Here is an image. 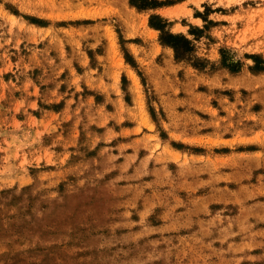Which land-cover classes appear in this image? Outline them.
<instances>
[{
  "label": "rangeland",
  "instance_id": "1",
  "mask_svg": "<svg viewBox=\"0 0 264 264\" xmlns=\"http://www.w3.org/2000/svg\"><path fill=\"white\" fill-rule=\"evenodd\" d=\"M131 1L0 0V264H264V0Z\"/></svg>",
  "mask_w": 264,
  "mask_h": 264
},
{
  "label": "trees",
  "instance_id": "2",
  "mask_svg": "<svg viewBox=\"0 0 264 264\" xmlns=\"http://www.w3.org/2000/svg\"><path fill=\"white\" fill-rule=\"evenodd\" d=\"M131 2L139 9L158 8L165 4L159 0H132ZM150 25L151 27L161 31L162 43L174 48L177 59H184L186 56L192 55L193 46L191 41L183 35H175L167 30L168 22L165 19L160 16H154L150 20ZM253 59L256 61L255 69L258 71H264V60L256 56H254ZM227 63L228 62L225 59L224 64L228 68L232 71H238L240 64Z\"/></svg>",
  "mask_w": 264,
  "mask_h": 264
}]
</instances>
